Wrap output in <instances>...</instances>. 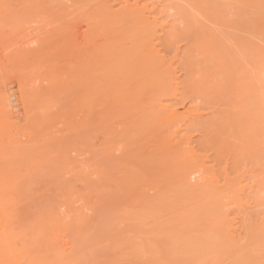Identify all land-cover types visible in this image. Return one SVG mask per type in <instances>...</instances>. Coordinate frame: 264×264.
Instances as JSON below:
<instances>
[{
    "label": "rangeland",
    "instance_id": "rangeland-1",
    "mask_svg": "<svg viewBox=\"0 0 264 264\" xmlns=\"http://www.w3.org/2000/svg\"><path fill=\"white\" fill-rule=\"evenodd\" d=\"M125 1L0 0V264H264V152H262L264 151V146L260 145V150L259 145H257L258 142L262 144L264 141L262 140L261 142L256 132V134L254 133L255 136H253H258L256 138L258 140L257 143L255 138H248V140L246 137V141H249L247 145L251 141L255 143V146L249 145V148L252 146L250 151L253 149L254 153L249 151L246 143L243 144L245 145L244 147L241 145L242 141H236L242 138L239 133L241 132L240 134H242L243 132L237 129L239 126H243L241 123H243L244 115L241 118V113L243 112L240 110L243 105L247 104L245 107L250 106V103L247 102L248 99L245 97L250 96V93L252 94L256 88L252 92H250L251 88L247 92L249 88L247 89L245 85L246 89L243 85H240L243 86L241 88L238 87L239 90L236 89L239 83L236 81L237 78L235 76L236 73H242L244 70L246 71V79H248L249 71L254 70L255 72L252 71L251 75H249V82L251 79L252 82H256V85H251L258 87L257 97L264 95V56H262L264 54L262 51L264 50V0H188L189 2L187 0L186 2L185 0H137L138 3L136 0H127V3ZM134 1L135 3L133 4ZM226 1H230V4ZM139 5L141 7L144 6L145 11L143 10L144 7L141 8ZM102 6H105V8L109 7L108 9L111 11H107V8L104 9ZM133 6L134 10L141 8L144 13L141 9L138 12L140 11L146 18H150L147 19L148 21L152 20L149 22L150 25L154 20V25L152 24L154 29L148 30L152 32V34H149L155 37L153 36V39L148 34L149 36L147 37L149 38L147 39L151 38L152 41L147 40L150 45H147V47H151V43L154 42L152 44L154 46L153 53L157 50L156 53L159 55L155 54L160 57L158 58L159 60L164 58L166 63L168 61L169 63L172 62L170 63L171 65L169 64L171 68H168L167 65V68H165L168 70L173 69V71H169L172 73V79L170 73L168 74L169 76L166 75L168 80L169 77L171 79L168 86L165 80H162L165 82L163 83L164 86L159 85V88L154 84L156 91L161 92L160 86L162 91L166 90L164 93H160L163 94L162 97L160 96L161 100L156 97L159 92H153L155 90L154 86L153 88L149 86L152 89H150V93H157L154 96L157 100L154 97L151 98L158 101L157 104H160L161 109L159 105H155L156 103H153V106L149 105L155 108H152L153 111L149 110L150 107L148 108L147 105L148 111L145 114H140L142 115V120L137 121L138 125L136 122L137 126L130 124L131 126L127 125L129 126L127 127L124 121L129 118L132 120L134 117H124V120H121L122 116H119L118 121L116 116L119 114L127 115V112H124V108L123 112H120L122 108L115 106V103H120L114 102V96L112 95L114 93L111 94V86L106 84L111 89L108 88V90L106 88L104 91L101 85L98 86L96 83L95 85L91 83V87L89 84L88 86L86 84L83 86L73 81L60 83L51 81V79L59 77L61 70L65 69L72 60L76 61L82 55L84 56V51H80L78 48L75 49L78 43L93 39V41L96 40L95 42H100L98 43V45L101 44L99 45L100 47L106 46L109 42L107 39V43H105V38H108L106 33L109 34L107 32L108 28L111 27L110 29H112L119 24V27L117 26L119 29L123 23H125L127 28L130 25L128 20L122 24L118 23L115 25H113L114 19H110L112 24L110 22L107 25L106 23L103 24V20L108 22L109 18L114 16H116L117 20H121L126 10L133 9ZM228 6H231L232 9L229 8V14L226 10L223 12L221 9L222 13H224L222 15L220 10L221 19L219 15H214L218 13L214 11L216 10L215 7L224 8ZM123 7L125 9H122ZM98 10H101L104 15ZM99 13H102L103 17H100ZM110 14L115 15L111 16ZM227 15L237 16V18H227ZM230 22L233 23L234 28L229 26ZM115 23L117 22L115 21ZM126 23H128V26ZM234 23L236 25L241 24L242 28L240 29V25L235 26ZM104 26H106L107 30L103 28ZM233 29L235 30L234 32H232ZM171 34L172 36L170 37L172 38L169 40L172 42L169 41L171 42L169 47L167 39ZM174 36L180 37L178 38L179 41L177 39L175 42ZM195 36L199 38L204 36L200 38L202 42L200 45H204L207 41L210 44H205L207 47L205 45V47L203 45V47L200 46L201 51L205 49L207 51L204 50L203 52L207 53L208 49H210L209 46L214 49L217 47L218 52L216 53H220L218 55H221L222 58H229L227 55H230V58L232 56L229 59L236 67L241 66V64L237 65V62L242 59L239 63L243 62L242 66L244 65V68L248 64L246 68H249V66L252 68L247 71L240 67L242 69L239 68V72H235L233 69V77L236 79L232 81L235 80L234 82L237 84L235 85L233 82L231 85V83H227V81L229 82L228 79L231 78L225 75V78H228L225 79L222 77L223 74H220V71L223 69L225 71V68L218 71L217 74L216 70L218 68L215 69L214 66L218 61L215 63L216 59L213 57V51L209 50L212 56L210 59L206 58L208 60L213 58L208 63H213V65H210L215 70L212 71L210 68L209 72H213V76L217 74V78H214L212 74L208 73L206 67H203L207 66L209 68L210 66L206 65V58H203L205 57L204 55L209 53L202 54V52L198 51L200 50L199 39L195 38ZM229 36L232 37V42H230ZM103 37L104 39H102ZM166 37L167 39H164ZM205 37L207 41L204 40ZM233 37L236 41H233ZM114 38L116 37L114 36ZM119 38L122 37L120 36ZM138 38L137 36V41L139 40ZM143 38L146 39V37ZM242 39L244 43H240L242 44L241 46L239 42H242ZM100 40H103L104 43L103 41L101 43ZM248 41L251 44H249V48L245 44ZM112 42L110 41V43ZM228 42L231 44L234 42V44L231 45ZM163 43H166L165 46L168 44L166 48ZM186 44H188V47L191 46V48L189 47L191 49L190 53L193 51V55H191L195 60L193 62L195 67L192 66V62H189L188 67L185 65L186 63L184 64L187 69L191 66L193 67L190 72L186 69L189 73L181 65V63H184V55L182 53L187 49ZM229 44L232 47L230 50H228L230 48L228 47L230 46ZM259 44L263 47L260 48L259 46L258 49V52L262 51V57L259 55L260 57L258 58V52H256L257 61L254 60L253 51L256 50L255 47L258 48ZM136 45L138 46V44ZM225 45L226 48L224 50ZM234 45H236V48H242L239 50L234 47V56L236 57L237 55V58L231 53ZM105 46L103 47L105 48ZM220 46L223 49L219 48ZM171 47L172 49H170ZM195 47L196 49H194ZM168 48L170 52H168ZM250 48L252 50L255 48L251 51L254 57L249 56L253 58V62H256L257 65L250 63L252 60L250 58L251 61L248 60V57H246L248 54L245 55L246 53L242 52L245 56L240 55V51H243V49L250 54ZM148 49L150 50V48ZM219 49L221 50L220 52ZM223 50H227L228 53H224ZM215 51L217 50L215 49ZM189 55L187 54V56ZM216 57L218 56L216 55ZM243 57L247 58L248 64L244 62L245 58ZM191 58L190 60H193ZM261 58L263 61L259 62ZM224 59L221 61L225 62L228 60ZM165 60L162 63L166 64ZM232 62L228 60L223 65L229 67ZM235 66L234 68L236 69ZM255 66L258 68L256 69ZM216 67H219V65L217 64ZM231 67L233 68V65ZM192 72H198L193 78L197 80V85L205 87H201L202 89L198 87L202 91L200 93L197 92L198 88L195 89L194 92H197L195 93L196 96L194 93L192 96L191 93L194 88L187 87L190 83L189 77ZM229 73L231 74V69L228 70ZM253 73L256 74V80L253 77L255 76ZM76 74L74 72L67 76H69V79H73ZM200 74H206L207 76ZM210 75L214 79L209 77ZM218 76H220L219 80L221 83L217 80ZM199 77L202 80L204 79V84H202L203 81L200 82L201 79ZM209 78L214 81L212 82ZM244 78L243 76L239 77V80H241L240 84L248 82ZM205 79L208 82L211 81L214 85L218 82L219 88L216 86L217 89H220V93L223 90L222 95L217 94V89H215L216 91L211 89L213 92L211 91L210 93V89L204 91L208 86L209 88H215L213 84V87H210V85L206 87ZM222 80L224 81L222 82ZM223 83L229 84V87L225 85V87H228L226 89ZM195 84L194 87L197 86ZM233 84L235 91L233 90ZM249 84L248 86H250ZM230 86L232 90L226 93L224 90L229 91ZM166 87L168 88L166 89ZM168 89L169 91L167 92ZM144 90L148 94L145 93L146 95L143 94L144 96L140 97V99L143 97L140 100L141 102H146L149 99L148 87L147 90L146 88ZM242 90H245L242 98L246 99L244 100V103H246L240 105V101L237 100L238 96L236 98L234 94L238 93L241 96L240 92ZM141 92L143 93L144 91L141 90ZM206 92V96L210 94L211 97H205ZM201 93L204 94L203 97ZM223 94L225 97H223ZM254 94L253 97L255 98ZM197 96L202 98L198 100ZM204 97L205 100H203ZM253 97L251 98L252 101ZM262 98L260 97V103V100L258 101L256 98V101L252 102L254 103L252 106L255 108V105L264 103ZM208 99L211 102H208ZM229 99H232L231 103L227 101ZM206 100L207 102H204ZM241 102L243 103L242 100ZM201 103L207 104H202V106L200 105ZM231 104L240 105L241 107L236 109ZM263 105L261 106L264 107ZM233 107H235L236 112L240 111V115L239 112L238 114L235 113ZM162 108L164 110L168 109L166 110L168 114L162 111ZM243 108L242 110H244ZM255 109L258 111L257 107ZM260 109L262 111L261 107ZM251 110L247 109L248 112ZM254 110L253 112H255ZM159 111H161V114ZM114 114H116L115 118L113 117ZM155 114H160L162 117L160 118L159 116L158 118ZM236 115H239L238 118L242 119H240V122ZM171 116H173L172 119L169 118ZM234 116L239 122V124L237 123L238 125L235 123L236 119H234ZM143 117L147 119L145 120L149 123V126L144 122ZM195 118L198 119L196 120ZM134 119L133 121L135 122L136 119ZM131 120L129 122L134 124ZM121 121H123V124ZM141 121H143L142 124L146 123V127L142 126ZM129 122L127 121L126 124ZM140 124L143 128L145 127V131L144 129H141L143 132L136 129ZM162 124H166V126L164 127ZM206 124L208 127L210 126L207 129L205 128L207 127ZM135 126L134 131L131 130L133 133L135 130L140 132L135 133V135L139 134L140 137L131 133L127 139L131 138L130 140H133L137 137V139L143 140L141 137L146 133L145 135L148 139L145 140L152 138L157 142L161 140L159 147L162 144L164 145H162L161 157L164 154L162 159L168 155L167 152L165 155L164 147L167 146L170 150L172 147L177 146L175 142L189 140L187 145L189 147L186 146V142L184 146H186L185 149L187 151L191 150V153L188 152L190 156H193V153L196 155V158L193 156V159L194 164L195 162L196 164L198 163L197 167H192L194 169L192 170L189 167L191 163H187V171L188 169L190 171V174H187L186 165L181 161L184 159L183 155L181 159L178 157V160L176 156L172 160L171 165H173V162L176 164L180 160L179 163L182 162L185 165L184 170L186 173L180 172L179 174L178 171V173H174V175L177 174L178 176L167 174L168 178H166V175L164 179L157 178V182H155V184H159L157 186H153L150 182L147 183L146 179L148 178L149 181V174H152V177L154 176L153 182L156 180V173L154 174L153 166L150 169L151 163L147 165V163H144L145 159L142 161L140 158H144L142 153L146 154V151L147 156L150 152H153L147 149L143 150L144 147L139 146V149L143 150V152H139L140 157L138 158L137 156L136 158V161L139 162H135L132 153L136 152L137 148L136 150L133 149H135V144L138 145L140 140L134 139L136 142L132 143L133 147L132 141L128 142L129 139L125 141V137L123 139L118 138L124 135V133L121 134L122 128H128L129 131L130 128ZM156 126L159 127V130L163 127L162 133L167 134V136H170L168 135L170 133L175 138L172 137V140H167L166 138L165 140L162 137L167 136L159 133L161 131L158 130V127L156 128L158 133H156V137L161 134L158 140L154 139L155 137L150 138L149 135L147 136V131L151 134V131L154 130L152 127L155 128ZM204 129L208 134L205 133ZM242 129L244 127L240 130ZM125 131L123 130V132ZM235 135L240 137L236 139ZM183 137L184 139H182ZM208 138L209 141L204 144ZM162 139L165 140L166 144ZM210 139L213 142H211V145H214L212 147L209 144ZM170 141L172 147L169 144ZM144 142L145 145H148V142L150 143L152 140ZM201 142H203L202 145ZM152 145L153 143L149 146L151 150H153ZM159 147L157 148L160 149ZM246 148L249 154H247ZM137 154H135V157ZM187 154L184 156H187ZM157 157L161 161V157ZM170 157L173 158L171 155ZM167 158H169V155ZM159 160L156 161L158 162ZM163 161H166V159ZM83 163V169H81L82 166L79 168ZM167 164L169 166L166 168L169 170L166 169V171L170 172V160ZM183 164L179 167L182 168ZM202 165L206 179L203 178L204 175L201 173L200 167H198ZM113 166L118 173L112 168ZM119 166L120 168H118ZM147 166H149V169H147ZM173 169H175L174 166ZM177 169H179L178 163ZM95 171L99 172V177L96 181L93 175L91 176ZM120 171L121 173H119ZM150 171H153V173H150ZM162 171L165 172V169L161 168L160 172L162 173ZM98 172H95L96 175ZM126 172L133 174L139 172V178L141 174L145 176V173L148 176H145V180L144 176L142 177L143 179L137 180L136 177H133V179L129 178L131 175L129 174L127 176L129 179H126L123 178ZM89 173L91 174L88 176ZM200 173L202 176H200ZM96 175L94 176L96 177ZM83 176H87L86 179L88 177L92 179H89L90 181L85 180ZM160 177L163 176L160 175ZM215 178H217L216 181ZM235 179H238V181L233 187L232 184H234ZM224 182L227 183L228 190L225 188L226 184ZM228 186L230 187L228 188ZM205 187L206 193L204 194ZM165 188L171 189L169 190L170 192L176 189L177 192H180V194L178 192L179 195L182 194L181 198H185L184 201L175 198L182 207H179L176 201L177 205L173 202L174 196L177 195L179 197L178 194H175V190V193H165V198L169 194L172 197H167L166 199L168 200H164L165 202L161 201L164 197L159 192H166ZM213 188H218L216 189L217 199L215 196L214 198L213 196L211 197V193H216ZM199 192L201 194H199L200 197L197 196V199L195 193L198 194ZM213 199H215L214 203L217 202V205L213 203ZM196 200H199L198 204H195ZM208 200L214 205H206L205 202H208ZM159 201L161 203H158ZM199 205L202 207H198ZM200 209L204 211H200ZM222 232H224L225 238H223Z\"/></svg>",
    "mask_w": 264,
    "mask_h": 264
},
{
    "label": "bare ground",
    "instance_id": "bare-ground-1",
    "mask_svg": "<svg viewBox=\"0 0 264 264\" xmlns=\"http://www.w3.org/2000/svg\"><path fill=\"white\" fill-rule=\"evenodd\" d=\"M121 1V0H120ZM127 1V0H126ZM125 1V2H126ZM136 2H137V0H136ZM185 2H186V0H185ZM187 2H189L188 0H187ZM226 2H228V1H226ZM230 2V1H229ZM228 2V4H230ZM127 3V2H126ZM135 3V1L133 2V4ZM138 3V2H137ZM125 4V3H124ZM101 5V4H100ZM99 5V6H100ZM106 5V4H105ZM128 5V4H127ZM124 6V5H123ZM129 6V5H128ZM132 6V5H131ZM130 6V7H131ZM140 6V5H139ZM225 6V5H224ZM130 7H128V8H130ZM135 7H137V5H135ZM141 7V6H140ZM144 7V6H143ZM143 7H141V8H143ZM101 8V7H100ZM102 8H104V9H106L105 8V6H102ZM109 8V7H108ZM106 9L107 11L108 10H110V9ZM132 8V7H131ZM139 8V7H138ZM140 8V9H141ZM216 8V10H214L217 14H214L215 16L216 15H219L220 16V19L222 18V15H224V13H222V10H223V12H225V10L228 12V14L230 13L229 11H230V9H231V6H228V7H224V8H217V7H215ZM226 8H230L229 10L228 9H226ZM122 9H125L124 7L122 8ZM136 9V8H135ZM140 9H138V10H140ZM145 9V7L143 8V10ZM222 9V10H221ZM102 10V9H101ZM101 10H98V11H101ZM138 10L136 9V10H134V6H133V9H128V10H126V13L121 17V18H118V19H121V20H117V18H115L116 16H114L113 14V16L114 17H112V18H109V21L108 22H105V21H107V20H103V24L104 23H106V25L107 24H109L110 22H111V24H112V21H110V19L112 20V19H114L113 20V25H115V24H118V23H123V22H126V20H128L129 22H130V25L128 26V23H126L127 24V28L125 27L126 25H125V23H123V25H121V28H119L118 29V27L117 26H114V28L116 29H114V28H112V29H114V30H112V29H110V28H108L109 30L107 31V32H109V34L108 33H106V36H108V38H105V43H107V39H108V46L106 45H103V46H105V48L103 47V46H99V45H101V44H99L98 45V43H100V42H95L96 40H94L93 41V39H89V40H87V42H80V43H78V45L75 47V49H80V51H84L85 52V54H84V56L82 55L81 56V58L79 59V60H72L69 64H68V66L67 67H65V69L63 68L62 70H61V74H60V76L59 77H57V78H52L51 79V81H58V82H63V83H68V81H73L74 83H76V84H80V85H85L86 84V86H88V84H89V86H91L90 84L92 83V84H94L95 85V83L96 84H98V86H100L101 85V87H102V89L105 91L106 90V88L108 89H111L112 88V90H111V94L112 93H114V94H112L114 97H113V99H114V102H119L120 104H118V103H115V106L117 107H119V108H122L121 110H120V112H123V108H124V112H127V115H125V114H123V115H117L116 116V114H114L113 115V117L115 118V116H116V118L118 119V121H119V116L121 117L122 116V119L121 120H124L123 118L125 117H131V118H135L136 119V121L134 122L133 121V119L131 120L130 118L128 119V120H126V121H124L125 123V125L127 126V125H129V126H131L130 124H132V125H138V122L137 121H140V120H142V115H140V114H145V112L146 111H148V108L150 107L149 105H151V106H153V103L155 104V105H159L160 106V104H157V102L158 101H156L157 100V98L159 99L160 98V96L162 97V95L163 94H160V93H164V91H166V90H164V91H162V87L160 86V91L161 92H159V91H156V87L157 88H159V85H162V86H164L163 85V83H165V82H167V86H168V84H170L169 82V80H171L172 79V71H173V69L172 70H168V69H166L167 68V66H168V68H171V66L169 67V64L170 63H172V62H170L169 63V61H168V63H166V60L163 58V59H158V58H160V57H157L159 54H157L156 53V51L157 50H155V53L157 54V56H156V54L155 53H153V47L154 46H152V44L154 43V42H152L151 43V41H152V39L150 38V39H147V38H149V37H147V36H149L150 34H152V32L150 31L149 32V30H151V29H154V27H153V25H154V20H153V22L151 23V25H150V23L149 22H151L152 20H150V21H148L147 19H150V18H146L145 16H143L144 14H141L140 13V11L142 10H140L139 12H138ZM143 10H142V12H143ZM220 10H221V13H222V15H220ZM232 10V9H231ZM103 11V10H102ZM101 11V12H102ZM105 11V10H104ZM111 11V10H110ZM145 11V10H144ZM213 11V10H212ZM119 12H120V10H119ZM123 12H125V11H123ZM233 12V11H232ZM103 13V12H102ZM102 13H99L100 14V17L102 16V15H104V13L102 14ZM105 13H107V12H105ZM111 13V12H110ZM117 13H118V11H117ZM121 13V12H120ZM144 13V12H143ZM234 13V12H233ZM102 14V15H101ZM227 14V13H226ZM226 14H225V17H226ZM111 15V14H110ZM110 15H106V16H109V17H111ZM105 16V17H106ZM103 17V16H102ZM145 17V18H144ZM148 17V16H147ZM228 17H233V19H234V17L235 16H231V15H227V18ZM106 18H108V17H106ZM105 18V19H106ZM219 18V17H218ZM235 18H237V16L235 17ZM124 19V21H122ZM230 19V18H229ZM101 21V20H100ZM115 21L117 22V23H115ZM120 21V22H119ZM122 21V22H121ZM127 21V22H128ZM223 21V20H222ZM226 22V21H225ZM227 22H228V20H227ZM240 23V22H239ZM153 24V25H152ZM235 24V26H239L240 27V29L242 28V26H241V24H237L236 25V23H234ZM150 25V26H149ZM244 25H245V23L243 24V27H244ZM110 26H112V25H110ZM124 26V27H123ZM131 26V28H129ZM152 26V27H151ZM229 26L231 27H233L234 28V25H233V23L232 22H230L229 23ZM109 27V26H108ZM103 28H105V30H107V28H106V26H104ZM123 28V29H122ZM149 29V30H148ZM232 29V28H231ZM230 29V30H231ZM235 30H236V28H235ZM234 29L232 30V32H234L235 31ZM253 30H254V28H253ZM238 31V30H237ZM252 31V30H251ZM251 31H250V33H251ZM253 32V31H252ZM150 33V34H149ZM154 34H155V32H153ZM236 33V32H235ZM149 34V35H148ZM177 35V34H176ZM234 35V34H233ZM232 35V36H233ZM105 36V37H106ZM109 36H113V37H109ZM114 36L116 37V38H114ZM121 36L122 38H119V37ZM127 38H126V37ZM137 36L139 37L138 39V41H140V40H142V41H140V42H138L136 39H137ZM141 36V37H140ZM152 35H150V37H151ZM154 36V35H153ZM153 36H152V38H153ZM170 36H172V34L171 35H169L168 36V39H167V37L166 38H164V39H167L168 40V46L170 47V43L172 42L171 40H169V39H171L172 37H170ZM124 37V38H123ZM143 37H146V39H144ZM155 37V36H154ZM170 37V38H169ZM177 36H174V38H175V42L177 41V39L178 38H180V37H177ZM188 37V36H187ZM194 37V36H193ZM201 37H204V36H201ZM200 37V38H201ZM230 38H229V40H231V36H229ZM253 37V36H252ZM111 38V40H109ZM114 38V39H113ZM195 38H198L199 39V49H200V46H202V45H200L202 42L200 41V38L197 36H195ZM194 38V39H195ZM234 38V37H233ZM245 38V37H244ZM102 39H104V37L102 38ZM154 39V38H153ZM197 39V40H198ZM204 39V38H203ZM203 39H202V41H203ZM228 39V38H227ZM128 40H130L129 42H128ZM147 40L149 41V40H151L150 41V43H151V47H152V49H151V47H147V45L148 46H150L149 45V43L147 42ZM167 40H166V42H167ZM205 41H207V39H206V37H205V39H204ZM235 40V38L233 39V41ZM240 40H241V38H240ZM263 40V39H262ZM261 40V41H262ZM101 41V40H100ZM103 41V40H102ZM102 41H101V43H102ZM110 41L112 42V43H110ZM164 41V40H163ZM163 41H161V42H163ZM169 41H171V42H169ZM178 41H179V39H178ZM190 41H192V40H190ZM196 41V40H195ZM205 41H203V42H205ZM236 41V40H235ZM239 41V40H238ZM254 41H255V39H254ZM175 42H173V43H175ZM189 42V41H188ZM230 42H232V40L230 41ZM230 42H228V43H230ZM256 42V41H255ZM254 42V43H255ZM259 42V41H258ZM103 43H104V41H103ZM110 43V44H109ZM140 43V44H139ZM190 44H191V42H189ZM193 43V42H192ZM240 43H244L243 42V39H242V42H239V44ZM261 43V42H260ZM136 44H138V46L136 45ZM164 44V43H163ZM166 44V43H165ZM165 44L163 45L165 48H166V46H165ZM197 44V43H196ZM205 44H207V45H210L209 43H208V41L207 42H205L204 43V45ZM231 44V43H230ZM229 44V45H230ZM234 44V42L231 44V45H233ZM235 44H236V42H235ZM246 45H248V48L250 47L249 46V41H248V43H245ZM139 45H140V47H139ZM155 45V44H154ZM173 45V44H172ZM187 45V49L190 47L191 48V46H189L188 47V44H186ZM203 45V46H204ZM231 45L230 46H228V47H230V48H228V50H230V49H232V47H231ZM237 45V44H236ZM236 45H234L233 46V51H231V53H233V56H234V53H235V49H234V47L236 46ZM241 46H242V44H240ZM251 45V44H250ZM202 46V47H203ZM206 46V45H205ZM204 46V47H205ZM237 46H239V45H237ZM256 46H257V44H256ZM259 46H260V48H263V47H261V45L259 44L258 45V48L257 47H255L256 48V50H254L255 48H253V50H252V48H250V54H249V52H245L244 51V49H243V51H240V53H238V54H240L241 56L243 55V53L242 52H244V53H246L245 55H247L246 57H248V60L249 61H251L253 58L252 57H254L255 56V53L256 52H258V49H259ZM194 47V46H193ZM207 47V46H206ZM247 47V46H246ZM148 48H150V50L148 49ZM188 49V51H187V49L182 53L183 55H184V58L187 56V54H192V52L190 53V50L191 49ZM209 48L210 49H208V52L207 53H209V54H207L206 52H203L205 49H203V51H201V49L200 50H198V51H200V52H202V54H207V55H204L205 57H203V58H208V59H210V57L212 56V53H211V51H213V57H215V63L218 61V65H219V67H216L217 66V64H215V69H217L218 68V70H216V72H217V74H218V71H220V70H222L223 68H225V71H224V69L222 70V71H220V74L222 75V77L223 78H225L226 76L229 78H231V79H228V78H225V79H228L229 80V82L227 81V83H231V85H232V83L235 81H232L233 79H236V81H238V86H237V88L236 89H238L239 90V88H241V87H243L244 85L247 87V92H249V90H250V88H251V91L250 92H252V90L253 89H255V90H253V92H252V94L250 93V96H246L245 98L246 99H248V103H250V106H252V105H254V103H252V102H254V101H256V98H257V100L259 101L260 100V97L262 98V100H264V95L262 96H258L257 97V86H253V85H256L254 82H252V79L250 80V82H249V75H251L250 73L252 72V71H254V70H252V71H249V75H247L248 76V79H246V71H244L243 70V74L241 73V72H239V68L240 67H243L244 68V65L242 66V63H239V61L240 60H242V59H240L238 62H237V65L238 64H241V66L240 67H236L235 66V64L230 60L231 58H232V56H231V58H230V55H227V56H229V58H227V57H224V58H222V56L221 55H218V54H220V53H216V52H218V48L216 47L215 49L217 50V51H215V49L214 48H211V46H209ZM219 48H221V49H223L221 46L219 47ZM225 48H226V45L224 46V50H225ZM236 48V47H235ZM238 48V47H237ZM236 48V49H237ZM247 48V49H248ZM170 49H172V47L170 48ZM194 49H196V47L194 48ZM207 49V48H206ZM239 50H241L240 48H238ZM153 50V51H152ZM176 50H178V49H176ZM209 50H211V51H209ZM223 50V51H224ZM152 51V52H151ZM205 51H207V50H205ZM221 50L219 49V52H220ZM251 51H253V54H254V56H253V54H252V52ZM263 51V53H264V50H262ZM262 51H259L258 53H257V57L259 58L260 56H261V54H262ZM145 52V53H144ZM165 52H167V51H165ZM168 52H170V50H169V48H168ZM181 52V51H180ZM188 52V53H187ZM144 53V54H143ZM185 53H187L186 55H185ZM216 53V54H215ZM222 53V52H221ZM224 53H228L227 52V50L226 51H224ZM177 54V53H176ZM181 54V55H182ZM183 55H182V57H183ZM189 55V56H190ZM193 55V54H192ZM192 55L189 57V56H187V58H183V64L181 63V65L183 66V68L186 70L187 69V67L189 66L188 64H189V62H194L195 60H194V57H192ZM195 55H197V54H195ZM216 55L218 56V57H220L218 60H217V58L218 57H216ZM222 55H223V53H222ZM245 55H243V56H245ZM249 55H251L252 57H250ZM260 55V56H259ZM176 56V55H175ZM174 56V57H175ZM180 56V55H179ZM223 56H225V54L223 55ZM262 56H264V54H262ZM261 56V57H262ZM157 57V58H156ZM161 57H164V56H161ZM181 57V58H182ZM192 57V58H191ZM198 57V56H197ZM235 57V56H234ZM257 57L255 56L254 58V60H257L258 61V59H257ZM189 58V59H188ZM190 58L191 59H193V60H190ZM200 58H201V55H200ZM206 58V60L205 61H207V63H206V65L208 64V65H210V64H212L213 65V63H208V62H210L211 60H213V58L211 59V60H208ZM235 58H237V55H236V57ZM243 58H245V57H243ZM251 60H250V59ZM173 59H175V58H173ZM172 59V60H173ZM222 59H224V60H226V59H228L229 60V62H232V65H233V68L231 67V66H226V65H223V64H226V62H228V60H226L225 62H223V61H221ZM246 59L247 58H245V60H244V62H246V64H248V62L246 61ZM163 60H165V63L166 64H164V62L162 63V61ZM179 60V59H178ZM196 60H198V59H196ZM238 60V59H237ZM236 60V61H237ZM263 61V59L261 58L260 60H259V62L260 61ZM179 61H181V60H179ZM178 61V62H179ZM204 61V62H205ZM221 61V62H220ZM188 62V63H187ZM200 62V61H199ZM212 62H214V61H212ZM186 63V64H185ZM191 63V64H192ZM201 63V62H200ZM199 63V64H200ZM250 63H252L253 65H254V63L256 64V62H253V60L250 62ZM262 63V62H261ZM165 66H164V65ZM175 64V63H174ZM173 64V65H174ZM187 66H185V65ZM194 64L195 63H193V67H195L194 66ZM202 64H204V63H202ZM244 64V63H243ZM105 65V66H104ZM163 65V67H161ZM167 65V66H166ZM171 65V64H170ZM179 65V64H178ZM212 65H210L209 66V68L207 67V66H203V67H206V69H207V71H208V73H210L209 71H210V68H211V66ZM249 65V64H248ZM248 65H246L247 67H248ZM251 65V64H250ZM257 65V64H256ZM262 65V64H261ZM103 66H104V68H106V69H104L103 68ZM186 68H185V67ZM189 67V69H187V70H189V72L191 71L190 69L192 68L193 69V67ZM234 66L236 67V69L234 68ZM246 66H245V70H249V69H251L252 67H250L249 66V68H246ZM166 67V68H165ZM200 67H202L201 65H200ZM220 67H222V68H220ZM228 67V68H227ZM231 67V68H230ZM256 67V69L258 68L257 66H255ZM259 67H260V64H259ZM161 68V69H160ZM163 68V69H162ZM238 68V69H237ZM164 69H165V71H164ZM182 69V68H181ZM183 69V70H184ZM199 69V68H198ZM203 69V68H202ZM209 69V70H208ZM212 69V71L213 70H215V69H213V67L211 68ZM231 69V74L229 73L228 74V70H230ZM235 70V72H239L240 73V75H238L239 73H236L235 74V76H236V78H234L233 77V74L234 73H232L234 70ZM240 69H242V68H240ZM255 69V70H256ZM186 70V71H187ZM196 70V69H195ZM194 70V71H195ZM260 70V69H259ZM169 71H171V72H169ZM193 71V70H192ZM206 71V72H207ZM258 71V70H257ZM74 72H76L77 74L73 77V79H69V76H67V75H69V74H72V73H74ZM167 72V73H166ZM188 71H187V73H189ZM200 72H202L201 70H200ZM204 72V71H203ZM230 72V71H229ZM255 72V71H254ZM170 73V77H171V79H170V77H169V80H168V74ZM193 73V74H192ZM190 75V83L188 84V88H194V90H191V89H189V90H191V93H192V96H193V93H194V95L196 96V94L195 93H197V92H202L199 88H201V87H204L203 85L201 86L200 85V87L197 85V80H195V79H193L194 78V76H195V74L197 73L198 74V72H192ZM213 72H211L210 74H212ZM214 73H215V71H214ZM258 73V72H257ZM217 74H214L215 76H213V74H212V76L214 77V78H217L216 77V75ZM228 74V75H227ZM242 74V75H241ZM244 74H245V76H244ZM255 76H253L254 78H255V80H256V74L255 73H253ZM252 74V75H253ZM166 75H168V76H166ZM200 75H206V74H200ZM209 75V74H208ZM226 75V76H225ZM258 75H260L259 73H258ZM199 76V75H198ZM197 76V77H198ZM207 76V75H206ZM211 75L209 76V77H212ZM245 77L244 78V80L246 81V80H248V82L250 83H248L247 81V83H245V82H242L243 84H240V81L241 80H239V77ZM261 76V75H260ZM197 77H196V79H197ZM212 77V78H213ZM219 77L220 76H218V79L217 80H219ZM259 77V76H258ZM97 78V79H96ZM100 78V79H99ZM165 78V79H164ZM166 78H167V80H166ZM188 78V79H189ZM200 78V77H199ZM203 78V77H202ZM206 78V77H205ZM213 78V79H214ZM250 78H251V76H250ZM69 79V80H68ZM96 79V80H95ZM103 79V80H102ZM201 79V78H200ZM210 79V78H209ZM224 79V80H225ZM258 79V78H257ZM99 80V81H98ZM162 80H165V82L164 81H162ZM206 81V84H205V86L207 87L208 85H210V87H213V86H215V88H209V86H208V88L207 89H204V91L206 90H208V89H210V91H209V93L212 91L211 89H214L213 91H216L215 89H217V86H218V88H219V85H217V84H219L218 82L217 83H215V85H214V83H212L214 80H212V79H210V80H212V82L211 81H209L208 82V80L207 79H205ZM224 80H222V82L224 81ZM231 80V81H230ZM244 80H242V81H244ZM201 81H203L202 82V84H204V79L202 80H200V82ZM225 81V82H226ZM98 82V83H97ZM100 82V83H99ZM104 82V83H103ZM187 82H186V84H187ZM194 82V83H193ZM195 82H196V84H195ZM198 82H199V80H198ZM199 82V83H200ZM211 82V83H210ZM219 82H220V80H219ZM191 83H193L192 85H190ZM221 83V82H220ZM224 84V87H225V85H228V87H229V84ZM245 83V84H244ZM257 83H258V80H257ZM109 85V86H111V88L110 87H108L107 85ZM154 84H156V87L154 86ZM194 84L195 85H197V86H195L194 87ZM212 84H213V86H212ZM234 84L236 85L237 83H235L234 82ZM234 84H233V90L235 91V88H234ZM248 84L250 85V86H252V87H250V86H248ZM251 84H253V85H251ZM106 85V86H105ZM217 85V86H216ZM240 85H243V86H240ZM149 86H152L151 88H153V86H154V89L155 90H153V92H159V94H157V93H155V94H157V96L154 94V93H150L149 91H151L152 89L151 88H149ZM185 86V87H186ZM245 86H244V88H245ZM81 87V86H80ZM92 87V86H91ZM147 87H148V92H149V99L148 100H146V102H144V101H140L141 99H140V97L143 95V94H145L146 93V91L144 90L145 88H146V90H147ZM187 87H186V89H187ZM199 87V88H198ZM228 87H225L226 89L228 88ZM236 87V86H235ZM239 87V88H238ZM254 87V88H253ZM89 88V87H88ZM168 87H166V89H167ZM192 88V89H193ZM198 88V90H197V92H194L195 91V89H197ZM205 88V87H204ZM222 88V87H221ZM225 88H223V89H225ZM90 89V88H89ZM108 89V90H109ZM151 89V90H150ZM164 89V88H163ZM202 89V88H201ZM246 89V88H245ZM141 90H143L144 92L142 93L141 92ZM158 90V89H157ZM222 90V89H221ZM230 90H232L231 89V86H230V88H229V91L227 90H224L226 93H228V92H230ZM115 91V92H114ZM169 91V89L167 90V92ZM193 91V92H192ZM204 91H203V93H204ZM212 91V92H213ZM219 91V92H218ZM261 91V90H260ZM119 92V93H118ZM190 92V91H189ZM243 92V93H242ZM242 92H240V94H241V96H239L238 95V93L235 95L234 94V96L236 97V96H238V101H240L239 103H240V105H242V104H245L244 103V100H246L245 98H242V95H244V93H245V90H242ZM119 95V98L117 99V97H118V95ZM142 93V94H141ZM221 94V93H223V90H222V92L220 93V89H217V94ZM226 93H224L225 94V96H227V94ZM254 93H256V94H254ZM146 94H148V93H146ZM145 94V95H146ZM202 94V93H201ZM200 94V95H201ZM206 94H207V92L205 93V95L204 94H202L201 96L203 97V95L205 96V97H208V96H210L211 97V95L209 94L208 96H206ZM218 94V95H219ZM224 94H223V97H225L224 96ZM233 94V93H232ZM253 94H254V96H256L255 98L253 97ZM258 94H260V92H258ZM264 94V93H263ZM150 95H152V96H150ZM222 95V94H221ZM230 95H231V93H230ZM245 95H248V94H245ZM144 96V95H143ZM154 96H156L157 98H155ZM159 96V97H158ZM173 96H174V94H173ZM200 96V97H201ZM233 96V95H232ZM233 96V97H234ZM148 97V96H147ZM151 97H154L156 100H153L154 98H151ZM198 98V100L199 99H201V98H199V96H197ZM205 97H204V99L203 100H205ZM213 97V96H212ZM217 97V96H216ZM221 97V96H220ZM239 97H241L240 99L243 101V103L241 102V100L239 99ZM250 97V98H249ZM253 97V101L251 100V98ZM146 98V97H145ZM144 98V99H145ZM193 98V97H192ZM227 98H229L228 96H227ZM237 98V97H236ZM259 98V99H258ZM82 100H83V98H81ZM80 99V101H82ZM211 99H213V98H211ZM210 99V100H211ZM116 100V101H115ZM151 100H153V101H151ZM159 100H161V98L159 99ZM234 100V99H233ZM122 102V105H121V102ZM148 101V102H147ZM149 101H150V103H149ZM154 101H156V102H154ZM200 101H202V100H200ZM228 102L230 101V103H231V101H232V99H229V100H227ZM250 101V102H249ZM257 101V102H258ZM191 102H192V100H191ZM199 102V101H198ZM204 102H207V100L206 101H204ZM208 102H211V101H209V99H208ZM227 102V103H228ZM234 102H235V100H234ZM261 102V100L259 101V103ZM125 103V104H124ZM149 103V104H148ZM152 103V104H151ZM236 103V102H235ZM238 103V104H239ZM252 103V104H251ZM195 104H197L196 102H195ZM195 104H193V105H195ZM202 104H207V103H201L200 105H202ZM262 104H264V103H262ZM262 104H260V105H255V108L257 107V110L258 111H256V109L252 106V107H250V106H247V107H245L246 105H243L244 106V108H243V106H242V108L244 109V110H242V108H241V112H243V113H241V118H242V116H243V120L239 117L238 118V116L240 115V111H238L239 112V115L237 116L236 115V118L238 119V121L240 122V119L243 121V123H241L243 126L242 127H244V129H242V130H240L242 127L241 126H239L237 129H239L238 131H243L242 132V134H240L239 133V135L243 138H245V140H244V138L242 139V138H240V140H236V141H238V142H240V141H242V144L241 145H243V144H245L246 143V145H247V142H249L248 140L251 138V139H253V138H258V136L260 137V140H261V142H262V140L264 141V110H263V108L264 107H262L261 105ZM124 105V106H123ZM126 105V106H125ZM148 105V106H147ZM232 105V104H231ZM230 105V106H231ZM234 106L236 105V104H233ZM232 105V106H233ZM235 106L236 107V109H240V107L241 106ZM249 105V104H248ZM122 106V107H121ZM148 108H147V107ZM203 106V105H202ZM264 106V105H263ZM127 109H126V108ZM235 107H233V110L235 109ZM239 107V108H238ZM262 108V111H261V109L259 110V108ZM152 108L153 109H155L154 107H150L149 108V110H152ZM159 108V107H158ZM230 108V107H229ZM232 108V107H231ZM160 109H161V106H160ZM163 109V108H162ZM198 109H201V108H198ZM236 109H235V113H237L238 114V112H236ZM247 109L248 110H251V111H247ZM255 109V110H254ZM125 110H127V111H125ZM166 110H168V109H166ZM166 110H162V111H164L165 113H167L166 112ZM253 110L255 111V112H253ZM153 111V110H152ZM156 111H157V109H156ZM150 112V111H149ZM148 112V113H149ZM160 112V114H161V111H159ZM170 112V111H169ZM259 112V113H258ZM261 112H263V113H261ZM154 113V112H153ZM157 113V112H156ZM194 113H195V108H194ZM253 113V114H252ZM256 113V114H255ZM261 113V114H260ZM130 114H131V116H130ZM160 114L158 115H156V116H158V118H159V116H160ZM168 114V113H167ZM162 115H163V112H162ZM162 115L160 116V118L162 117ZM192 115V114H191ZM197 115H198V113H197ZM197 115H195L196 117H197ZM133 116V117H132ZM143 116H146V115H143ZM154 116V115H153ZM156 116H155V118H156ZM200 116V115H199ZM198 116V117H199ZM137 117V118H136ZM149 117V116H148ZM150 117H152V116H150ZM165 117H167V116H165ZM172 117L173 116H171V117H169V118H171L172 119ZM139 118V119H138ZM163 118H164V115H163ZM235 118V116H234V119H236ZM134 119V120H135ZM138 119V120H137ZM143 119H144V122H146V118H144L143 117ZM146 119V120H145ZM152 119V118H151ZM153 119H154V117H153ZM196 119V118H195ZM198 119V118H197ZM196 119V120H197ZM237 119L234 121L236 124L238 123L239 124V122H237ZM132 121V122H134V124L133 123H130L129 121ZM149 120V119H148ZM166 120V119H165ZM168 120H170V119H168ZM167 120V121H168ZM194 120V119H193ZM127 121L129 122L128 124H126L127 123ZM151 121V120H150ZM122 122V124H123V121H121ZM137 122V123H136ZM142 122L143 121H141L140 123L142 124ZM149 122V121H148ZM153 122V121H152ZM152 122H150L151 124H152ZM162 122V121H161ZM164 122V121H163ZM136 123V124H135ZM147 123V122H146ZM146 123H144V124H142V126H145L146 125ZM166 123V122H165ZM169 123V122H168ZM141 124H140V126L138 127V128H136V126L135 127H132V128H130L129 129V131H128V128H126V129H123L122 128V130H121V134L122 133H124V135H122L121 137L119 136L118 138H126V139H124L125 141H128V139H127V137H130L129 135L131 134V133H133V131H134V128H136V129H138L139 131H142L144 128L141 126ZM149 123H147V125H148ZM155 124V123H154ZM160 124V123H159ZM158 124V125H159ZM208 124V123H207ZM207 124H206V126H207ZM236 124H235V127H236ZM237 124V125H238ZM162 125H164V127L166 126V124H162ZM162 125H160V126H162ZM129 126H127V127H129ZM149 126V125H148ZM125 127V126H124ZM151 127V126H150ZM149 127V128H150ZM154 127V126H153ZM152 127V129H154L153 131H151L152 133H154V134H150V132L149 131H147V136L149 135L150 136V138L151 137H155L154 139H159L160 137V135L162 134V135H164L165 133H162V129H163V127H162V129L161 130H159V127L158 126H156L155 128H153ZM158 127V130L159 131H161V132H159V133H161L158 137H156L157 135H156V133H157V130H156V128ZM210 127V126H209ZM208 126L207 127H205L206 129L207 128H209ZM161 128V127H160ZM190 128V127H189ZM188 128V129H189ZM133 131H132V130ZM142 129V130H141ZM123 130L125 131V132H123ZM146 129H144V131H145ZM149 130V129H148ZM150 130H151V128H150ZM205 130V129H204ZM209 130V129H208ZM212 130V129H211ZM166 131V130H165ZM130 132V133H129ZM143 132V131H142ZM149 132V133H148ZM164 132V131H163ZM208 132H210V131H208ZM258 133V136L256 135V137H254L255 135H254V133ZM135 133H140V132H137V130H135V132L133 133L134 135H135ZM145 133V132H144ZM205 133H206V130H205ZM255 133V134H256ZM120 134V135H121ZM146 134V133H145ZM142 135V137H144V138H142L141 137V139H143V140H140V138H138L137 139V135H139V134H136L135 136H137L136 138H134V139H136V140H138L139 141V143H138V145H136L135 144V149H133V150H136V148H137V150H136V152H135V154L136 153H138L137 155H136V157H135V154H134V152L131 154L132 156H133V158H134V160H135V162H139V161H136V158H137V156H138V158L140 157V153H142L143 152V150H145V149H147L148 151H152L153 153H151L150 152V154H148V156H147V151H146V154H143L142 153V155L144 156V158L143 157H141L140 159L143 161V159H145V162L144 163H147V165H149L150 163H151V165H150V169H152L151 168V166H153V169H154V174L156 173L157 174V176H156V174H155V179L156 180H154V182H153V178H154V176L152 177V174H149L148 173V170L147 169H149V166H147V173L149 174V181H148V178L146 179V182L148 183V182H150L153 186H157V184H155V182H157V178H160V179H164L165 178V175H166V178H168V176H167V174H169V175H174V173H178V171H179V174H180V172L182 173H186L187 172V174H190V171H189V169H188V171H187V163H191V166H190V164H189V167L192 169V167H197V164H196V162H195V164H196V166H195V164H194V157L196 156L193 152V156H190V153H191V150L190 151H187L186 149H185V147L188 145V142H189V140L188 141H184V140H181V138H180V142L178 141V140H176V141H178V142H175L176 143V145L177 146H174V148L172 147V143H171V141H170V145H171V147H169V148H171L170 150L168 149V147L166 146V147H164L163 148V150H165V155H166V152L168 153V155H169V158H167L168 157V155L167 156H165L163 159H162V157H163V155H162V157H161V154H162V147L164 146L163 144V146L161 145V143H160V147H159V142L161 141H159L158 140V142L156 143V148H155V141L153 140V138L152 139H150V140H152V142H150L151 144L153 143V145H152V148H153V150H151L150 149V143L148 142V145H145V142L144 141H150V140H145V139H148V138H146V135ZM158 134V133H157ZM206 134H208V133H206ZM117 135H118V133H117ZM128 135V136H127ZM166 136H167V134H165ZM168 135H170L171 136V134L169 133ZM209 135H210V133H209ZM208 135V136H209ZM254 135V136H253ZM167 136V137H162V138H165V140H166V138H167V140H170L173 136ZM207 136V137H208ZM239 136V137H240ZM133 137V136H132ZM139 137H140V135H139ZM168 137H170L169 139H168ZM204 137V136H203ZM235 137H236V139H238L239 137H238V135H235ZM234 137V138H235ZM246 137H247V141H246ZM173 138H175V137H173ZM172 138V139H173ZM131 139V138H130ZM129 139V141L128 142H130V141H132L131 142V144L132 143H135L136 142V140H134L133 138V140H130ZM171 139V140H172ZM182 139H184V137L182 138ZM120 140V139H119ZM163 140V139H162ZM165 140H163L164 142H165ZM174 140V141H175ZM202 140H205V139H202ZM201 140V141H202ZM233 140V139H232ZM134 141V142H133ZM143 143H142V142ZM174 141H172L173 143H174ZM209 141V138H208V140L207 141H205L204 142V144L206 143V142H208ZM234 141V140H233ZM251 141V140H250ZM256 141V143H257V139L255 140ZM120 142H122V140H120ZM187 144H186V143ZM211 139H210V145H211ZM253 141H251L250 143H248L249 145L251 144V145H253V146H255V143L253 142ZM140 143H141V145H140ZM168 143V142H167ZM202 143L203 142H201V145H202ZM213 143V142H212ZM237 143V142H236ZM259 143V144H258ZM257 143V145H259V147H260V150H261V146H264V142H262V144L260 143V142H258ZM165 144H166V142H165ZM186 144V146H184ZM239 144V143H238ZM133 145V144H132ZM190 145V144H189ZM200 145V146H201ZM208 145V144H207ZM240 145V144H239ZM240 145V146H241ZM249 145H247L248 147L247 148H249ZM257 145H256V148H257ZM261 145V146H260ZM139 146H143L144 148H143V150H140L139 149ZM206 146V145H205ZM212 146H214V145H211V147ZM244 147H245V145H243ZM243 146H241V147H243ZM133 147H134V145H133ZM148 147V148H147ZM157 147H159L160 149H158ZM187 147H189V146H187ZM202 147V146H201ZM166 148H167V150H166ZM203 148V147H202ZM247 148H246V151L248 152L247 154H249V151H250V149L252 148V146H250V148H249V151L247 150ZM158 149V150H157ZM205 149H206V147H205ZM130 150V149H129ZM140 150V151H139ZM154 150H155V152L157 153V155H156V153L154 152ZM157 150V151H156ZM194 150V149H193ZM243 150H244V148H243ZM174 151V153H172V152ZM254 151H255V149H254ZM259 151V150H258ZM140 152V153H139ZM188 152H190V153H188ZM250 152H253V149L250 151ZM257 152V151H256ZM260 153H262V152H264V151H259ZM145 153V152H144ZM160 153V155H158ZM177 153V154H176ZM188 153V154H187ZM254 153V152H253ZM128 154H129V152H128ZM174 154V155H173ZM187 154V156H189L190 157V159H189V157H187V156H184V155H186ZM130 155V156H131ZM155 155V156H154ZM170 155L171 156H173V158L172 157H170ZM182 155H183V158L185 159V161H184V159H182L181 161H183L184 162V164L186 165V167H185V165L182 163V162H180L179 163V161L177 162V160H178V157L181 159L182 158ZM192 155V154H191ZM147 157V159H146V157ZM157 156H160L161 157V161H163L164 159H166V161H163V162H161L159 159L160 158H158ZM177 156V157H176ZM176 157V159L177 160H175L177 163H178V168L180 169H177V163L175 164L174 162H173V165H171L172 163V160H174V158ZM132 158V159H133ZM196 158V157H195ZM148 160H150L149 162H148ZM156 160H159L158 162L156 161ZM169 160H170V172H168V171H166V169L168 168V166H169V164H167V163H169ZM192 161H193V163H192ZM196 161H197V159H196ZM167 162V163H166ZM153 163V164H152ZM181 164H183V166H182V168L181 167H179ZM194 164V165H193ZM82 165H84V163L83 164H81L80 166H79V168L82 166ZM120 165H121V163H120ZM123 165V164H122ZM166 165V166H165ZM116 166V165H115ZM124 166H125V164H124ZM145 167H146V165H144ZM165 166V167H164ZM173 166L175 167V169H173ZM123 167V166H122ZM121 167V168H122ZM156 169H155V168ZM167 167V168H166ZM184 167L186 168V172H185V170H184ZM198 167H200V171H202L201 173L204 175V179H206L205 178V173H203V172H205V171H203L204 169H202V167H203V165L202 166H198ZM112 168H114L115 169V167L113 166ZM117 168V167H116ZM118 168H120V166L118 167ZM157 168H160V169H158L157 170ZM161 168L164 170L165 169V172L164 171H162V173L160 172V170H161ZM81 169H83V166H82V168ZM80 169V170H81ZM172 169V170H171ZM202 169V170H201ZM116 171H117V169H115ZM120 170V169H119ZM167 170H169V169H167ZM174 170V171H173ZM175 170H177V171H175ZM192 170H194V169H192ZM197 170H198V168H197ZM206 170V169H205ZM173 171V172H172ZM95 172H98V171H95ZM89 173L88 174V176L91 174V176L93 175V178H95L94 180L96 181V180H98V177H99V172L97 173V175H96V173ZM139 172H141V171H139ZM139 172H137V174H136V172L133 174V173H125V177L123 176V178H126V179H129V178H131V179H133V177L135 178L136 177V179L137 180H139L140 178L141 179H143L142 177L144 176V175H142L141 174V177L139 178ZM146 172V171H145ZM153 173V171H150V173ZM163 172H164V174H163ZM168 172V173H167ZM193 172V171H192ZM116 173H118V171L116 172ZM119 173H121V171L119 172ZM142 173V172H141ZM143 173H144V171H143ZM159 173V174H158ZM172 173V174H171ZM194 173V172H193ZM195 173H196V171H195ZM201 173H200V176H202L201 175ZM122 174H124L123 172H122ZM126 174H128V175H126ZM129 174H131L130 176H129ZM94 175H96V177L94 176ZM160 175H162L163 177H160ZM176 176H178L177 174H175ZM174 175V176H175ZM208 175V174H207ZM85 176V175H84ZM83 176V178L85 179V180H89V179H92L91 177L89 178L88 177V179H86V177H84ZM101 176H102V172H101ZM127 176H129V178H127ZM145 176H148V175H146V173H145ZM144 176V180H145V177ZM188 176V175H187ZM214 176V175H213ZM152 177V178H151ZM215 177V176H214ZM97 178V179H96ZM202 178V177H201ZM213 178V177H212ZM216 179L217 178H215V181H216ZM151 180V181H150ZM201 180H203V179H201ZM214 180V179H213ZM90 181V180H89ZM238 181V179H235V182H234V184H232L233 185V187H234V185H235V183ZM159 182V181H158ZM219 182V181H218ZM225 183V182H224ZM229 183V182H228ZM226 184V189H227V183H225ZM159 185V184H158ZM204 185V184H203ZM208 185V184H207ZM231 185V184H230ZM237 185V184H236ZM204 186H206V185H204ZM180 187V186H179ZM181 187H182V185H181ZM184 187V186H183ZM207 187V186H206ZM206 187H205V191H204V194L206 193ZM230 186H228V188H229ZM233 187L231 186V188L233 189ZM208 188V187H207ZM211 188V187H210ZM221 188V187H220ZM167 188H165V191L166 192H164V191H162V192H159V194L162 196V194H163V196L162 197H164L165 196V193L167 194L168 192H170L169 190H171V189H167ZM214 189V188H213ZM216 189H218V188H216ZM216 189H214L215 190V192H216ZM164 190V189H163ZM176 191V189H173V191H171L170 193H175V191ZM200 190H201V188H200ZM228 190V189H227ZM222 191H224V190H222ZM179 192V191H178ZM178 192L176 191V193L175 194H178ZM202 192V191H201ZM201 192H199L198 194H196L195 193V197L197 198V196L198 197H200L199 196V194H201ZM203 193V192H202ZM210 193V192H209ZM174 194V195H175ZM179 194H180V192H179ZM178 194V196L179 197H177V195L176 196H174V201L173 202H177L178 203V201H177V199H179L180 201H181V199H182V201H184L185 200V198H181V196H182V194L181 195H179ZM217 194V192L215 193V194H212L211 193V197L213 196V198H214V196H215V198L217 199V197H218V194ZM172 197V195L171 194H169L168 196L166 195V198L168 197ZM184 197V196H183ZM203 197V196H202ZM209 196H207V198H208ZM165 197H164V199H162L161 201L162 202H165L164 200H168V199H166ZM175 198H177L176 200H175ZM192 199H193V196H192ZM198 199V198H197ZM209 199H210V197H209ZM187 200V199H186ZM202 200V199H201ZM200 200V201H201ZM212 200V199H211ZM199 201V200H198ZM198 201L196 200V203L195 204H198ZM214 201H215V199H213V203H214ZM176 202L174 203V204H176ZM158 203H161L160 201L158 202ZM170 203V202H169ZM204 202H202V204H203ZM206 203V205L207 204H211V205H214L215 203H216V205H217V202H215L214 204H212V202H210V200H208V202L206 201L205 202ZM179 204V203H178ZM177 205V204H176ZM203 205H205V204H203ZM156 206H157V204H156ZM179 207L181 206L180 204L178 205ZM195 206V205H194ZM201 205H199L198 207H200ZM223 206V205H222ZM182 207V206H181ZM202 207V206H201ZM206 207V206H205ZM205 207H203V208H205ZM224 207V206H223ZM214 208V207H213ZM183 209V208H182ZM199 209V208H198ZM208 210V209H207ZM200 211H204V210H201L200 209ZM220 212V211H219ZM195 231V230H194ZM223 233L224 232H222V236H224L223 235ZM221 235V234H220ZM221 236V237H222ZM223 238H225V236L223 237Z\"/></svg>",
    "mask_w": 264,
    "mask_h": 264
}]
</instances>
